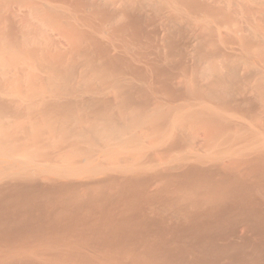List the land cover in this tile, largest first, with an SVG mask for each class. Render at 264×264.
Returning <instances> with one entry per match:
<instances>
[{
    "label": "bare ground",
    "instance_id": "6f19581e",
    "mask_svg": "<svg viewBox=\"0 0 264 264\" xmlns=\"http://www.w3.org/2000/svg\"><path fill=\"white\" fill-rule=\"evenodd\" d=\"M0 264H264V0H0Z\"/></svg>",
    "mask_w": 264,
    "mask_h": 264
}]
</instances>
